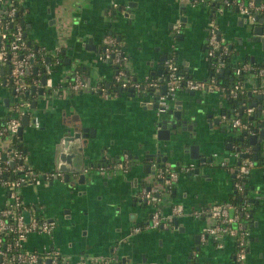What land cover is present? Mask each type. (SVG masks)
Segmentation results:
<instances>
[{
	"label": "crops",
	"instance_id": "0c3cea01",
	"mask_svg": "<svg viewBox=\"0 0 264 264\" xmlns=\"http://www.w3.org/2000/svg\"><path fill=\"white\" fill-rule=\"evenodd\" d=\"M215 2L21 0L25 38L32 48L51 56L54 67L49 63L51 67L43 71L48 62H34L32 74H38L42 84L29 95L26 92L30 105L25 107L22 124L26 116L29 124L19 135L27 162L43 177L40 182L21 187L25 217L30 212L28 218L54 220L56 228L51 234L30 233L25 242L27 248L59 250L73 264H237L232 236L202 237L213 223L208 212L203 211L218 202L230 204L231 212L235 211L230 203L236 190L234 170L220 163L226 160L231 165L234 159L232 127L221 111L227 110L233 118L237 113H246V105L258 110L264 98L249 91L247 100L237 101L217 89L203 88L195 90V94L179 89L173 99H180L182 106L188 105L196 113L189 116L192 128L182 131L189 138L188 145L200 144V158H194L189 151L171 152L172 146L180 145L175 139L157 138L155 120H160L159 111L149 104L148 94L123 90L104 97L93 89L103 83L110 91H116L115 67L98 57L108 34L118 38L130 70L138 77L152 74L161 78L152 72L165 63L163 57L174 55L187 76L209 78L212 72L206 49L212 18L217 21L222 41L230 50L233 48L232 64H264L263 42L249 39L250 25L264 26V12L258 14L262 21H254L243 16L237 6ZM260 2L264 4V0ZM178 20L179 31L175 29ZM35 66L39 72H34ZM10 73V65H1L0 126L17 101ZM77 74L89 84L88 88H70L69 81ZM254 82L250 76L246 86L250 88ZM39 88L44 91L41 93ZM174 101L170 107L177 106ZM36 116L40 126L34 124ZM251 120L253 127L264 120V114ZM233 130L242 132L234 127ZM77 131L86 133L80 141L73 139ZM81 143L83 151L79 149ZM123 152L136 156L128 172L111 166L106 172L90 167L106 159L113 162V156L121 157ZM153 153H160V165L179 171L171 188L161 181L158 172L150 171V165H144L143 157ZM190 163L195 167L185 169ZM83 166L84 171L75 170ZM53 171L62 175L46 177ZM83 173L85 181L80 182ZM247 184L252 218L245 263L264 264V164L258 160ZM150 187L158 188L161 199L156 203H147L139 195L143 188ZM5 203L6 190L0 186V208ZM177 204L183 206V211L175 210ZM157 206L162 210L163 224L147 227ZM197 211L201 213L197 215Z\"/></svg>",
	"mask_w": 264,
	"mask_h": 264
},
{
	"label": "built area",
	"instance_id": "2783aa9c",
	"mask_svg": "<svg viewBox=\"0 0 264 264\" xmlns=\"http://www.w3.org/2000/svg\"><path fill=\"white\" fill-rule=\"evenodd\" d=\"M188 1V0H182ZM195 3L199 0H190ZM222 1L223 5L237 6L240 13L252 20L264 12V4H258L257 0H215ZM117 5V3H114ZM21 8V0H0V68L1 65L11 66V80L15 86L16 103L10 107L5 122L0 126V139L7 138L9 142L19 137L20 126L22 125V116L26 114L25 107L30 105L29 97L26 92L35 85L42 84L41 77L38 74H32V66L36 60L45 62L46 56L42 51L32 48L24 35V25L21 20L17 19V14ZM175 29H181V21L175 24ZM208 38L206 58L213 70L211 76L207 79H196L187 76L180 63L174 55L168 56L165 60L166 78L161 80L157 75L146 74L138 77L130 70L128 66V56L124 52L120 41L113 34H108L104 39V48L99 53V59L109 62L115 67L114 86L116 91H110L104 84L94 86L95 91H100L104 97H111L123 90H131L139 94H148L149 103H154L155 95H150L152 90L161 88L163 83L167 84V92L161 93L158 99V111L167 110L171 103L169 95L182 88L188 90H202L203 88L217 89L228 92L231 97L238 98L240 94L250 91L252 94H262L264 97V67L253 65V62H244L233 64L236 75L250 73L255 82L252 87H247V79L238 78L230 89L218 80V72L228 67L226 56L231 52L227 44L220 37L219 26L216 19L212 18L208 23ZM39 53V54H38ZM39 55V56H38ZM34 59V61H33ZM47 63L46 70L49 69ZM33 75L31 79L28 75ZM259 77L261 81H259ZM69 86L75 91L83 90L89 87V84L77 74L74 79L69 81ZM228 90V91H227ZM246 104L247 102L244 101ZM246 116L254 114L258 110L252 105H246ZM262 114H264V103L262 105ZM244 113L235 117H228L227 113L222 114L224 119H228L235 128L252 130V120L244 117ZM34 124L40 126V119L36 116ZM2 142V141H0ZM0 150V186L6 190V203L0 208V264H73L68 256L63 255L59 250L47 248L37 250L27 248L25 242L32 232L51 234L56 228L54 220L32 217L27 221L25 217V204L21 193V187L28 182H40L42 174L35 170L27 162V153L14 147L8 148L2 146ZM233 155L240 157V151H234ZM228 166L226 160L220 162ZM256 165V160L249 156H243L242 161L237 165L229 166L234 170L235 189L244 197L241 206H233L235 211L231 212V205L218 202L211 205L203 211L212 217L213 223L205 229L202 237L205 239L209 236L218 238L222 235H230L235 240L236 245V262L237 264H246L248 252V240L251 235L249 222L252 218L251 206L248 200L246 184L244 178L251 173L252 168ZM194 163L188 164L185 169L194 168ZM115 168L122 171L128 170V160L118 162ZM100 171L105 172L106 167L100 166ZM161 181L169 188L179 178V171L159 165L156 169ZM55 175H62L61 172H48L46 177L51 178ZM157 187L143 188L139 195L147 203H156L161 198L157 194ZM177 212L183 211V206H175ZM201 212L197 211L199 215ZM162 222V210L159 206L155 207L151 221L147 227H159ZM140 230L141 227H137ZM93 264V263H89ZM103 264V263H100Z\"/></svg>",
	"mask_w": 264,
	"mask_h": 264
},
{
	"label": "water",
	"instance_id": "95a60500",
	"mask_svg": "<svg viewBox=\"0 0 264 264\" xmlns=\"http://www.w3.org/2000/svg\"><path fill=\"white\" fill-rule=\"evenodd\" d=\"M258 4H261L260 0L259 2H257ZM237 10H239L237 8ZM262 21L263 17L260 18V15H257L254 19V21ZM254 21H251L250 24ZM250 32L252 33L251 38H249L250 40L253 41H261L264 44V26H259V25H250ZM26 36V34H25ZM220 37H221V33H220ZM31 43V42H29ZM233 48H231L232 50ZM233 51V50H232ZM167 57H163L162 60L165 61ZM34 61V59H33ZM154 63V62H152ZM164 65L165 64H160L158 70H154L152 73L153 74H160L161 75V80L164 81V79L166 78V70L164 69ZM52 68L53 65H52ZM42 70L45 71L46 70V66L42 67ZM230 68L228 69H222L220 72H218L217 76L218 77H223L226 76L229 72H230ZM34 72H39V67L35 66L34 67ZM165 74V75H163ZM47 81V74L44 73L43 75V83H46ZM15 91V90H14ZM30 91L35 92L36 91V86L33 85L31 87L30 90L27 91V95H29ZM39 91L42 93L44 91L43 88H39ZM131 94H135V91L133 89L130 90ZM167 92V84H163L161 88L157 89V90H152L150 92V95H155V102L154 103H149L151 106L157 108L158 107V99H159V95L161 93H166ZM195 90H190L191 94H195ZM141 96H144V94H139ZM173 95H169L168 99L169 102L172 103L175 99H173ZM257 97L261 98L263 97L262 94L257 95ZM175 104H177L176 107H172V108H168L165 111H159L158 116L160 120H155V129H156V133H157V138L159 139H167V140H172L175 139L176 142L180 145H183L182 147L180 145H176V146H172L171 152H175V150L180 151V150H184V151H189L191 153V156L194 158H200V144L196 143V142H191V144H187V138L188 136L183 133L182 131H185L187 129H191L193 126V123L188 122L189 121V116H194L196 113L193 114V109L191 107H189L188 105L186 106H182V101L180 99H177L174 101ZM262 106L259 105L258 106V111L253 114L252 116H250L251 119L254 118H259L262 114V110H261ZM222 113H227V110H222ZM170 115L172 117H170ZM197 116H199V114H197ZM228 117L230 118L231 115L228 113ZM210 120V119H209ZM212 120V119H211ZM195 123V122H194ZM29 124V117L26 116L25 120L23 122V124L20 126V130H19V134H23L24 131V125ZM228 126V125H227ZM230 126L233 129V126L230 123ZM86 128H84L85 130ZM85 135L86 133H83L82 131H77L73 134V139H78L80 141V139L82 138V136ZM245 136H248L249 138V144L254 145V149L256 150V152H254L253 158L258 160L259 162H261L262 160H264V120H260L259 122L256 123L255 126L252 127V131L249 130H244L242 131L239 136L237 137L238 140L241 141L240 145H237L236 147H231L232 151H240V155L241 156H248L250 153L249 152H242L243 149V142H244V138ZM232 139V137H231ZM185 141V142H184ZM231 141V140H230ZM183 143V144H182ZM185 143V144H184ZM175 145V144H174ZM83 145L81 143V146L79 147L80 151H83ZM83 153V152H82ZM84 154V153H83ZM86 155H84L85 157ZM152 158H154L155 156L157 157V160H159V162H161V155L160 153L157 154H152L151 155ZM166 159V158H165ZM163 158V160H165ZM202 160L206 161L207 158L206 157H202ZM180 162V161H179ZM178 162V163H179ZM240 163V161L238 162ZM264 164V162H263ZM85 167L83 166L82 169H75L76 171H84ZM68 170H70L68 168ZM153 173H155L156 171H152ZM195 172H199V169H195ZM69 173H66V180L69 181L70 177H69ZM80 179H78V181L82 182L85 181V174H80ZM251 189L254 188V186L250 187ZM236 192V190H235ZM27 215H30V212H28ZM26 215V219L27 221L30 220V216L28 218V216Z\"/></svg>",
	"mask_w": 264,
	"mask_h": 264
},
{
	"label": "trees",
	"instance_id": "16d2710c",
	"mask_svg": "<svg viewBox=\"0 0 264 264\" xmlns=\"http://www.w3.org/2000/svg\"><path fill=\"white\" fill-rule=\"evenodd\" d=\"M221 2L222 1H216L214 4H217V5H219V4H221ZM17 19L19 20H21V22H22V19H23V16H22V10L20 9L19 10V12H18V14H17ZM24 25V24H23ZM25 28V27H24ZM39 54V53H38ZM39 56V55H38ZM231 57H232V52H230L227 56H226V61L228 62V67L226 68V69H228V68H230L231 70H230V72L226 75V76H223V77H218V80L223 84V85H225V86H227V88L228 89H230V87L231 86H233V84L236 82V80L238 79V78H241V79H243V80H246V79H248L250 76H251V72L250 73H246V74H240V75H236V73H235V71H234V69H233V64H232V61H231ZM253 65H258V63H255V62H253ZM260 66H263L264 67V64H260ZM210 67V66H209ZM211 69V68H210ZM211 72H213V70L211 69L210 70ZM33 75H28V78L29 79H31V77H32ZM259 81H261V78L259 77ZM228 91V90H227ZM248 92H249V90L248 91H246V92H244V93H242V94H240L239 95V97L237 98V101L238 100H247L248 99ZM228 95H230L229 94V91H228ZM264 98V97H263ZM235 101H236V99H235ZM244 117H246V118H250V115H247L246 116V114L244 113ZM7 138H1L0 139V141H2V142H0V150L1 149H3L2 148V146H4V147H8V148H14V147H17V148H19V149H21L23 152H25L24 151V146H23V144H22V138L19 136V137H16V138H14L13 140H11L10 142L8 141V140H6ZM239 142V141H238ZM259 162V161H258ZM263 162H264V160H262L261 162H259V164H263ZM249 176V175H248ZM248 176H246L245 178H244V183L246 184V190H247V194H248V200H249V202H250V204L252 203L251 202V198H249V187H248V184H247V180H248ZM243 201H244V197L236 190V192L233 194V197H232V199H231V201H230V203L232 204V205H234V206H241L242 204H243ZM252 211H253V209H252Z\"/></svg>",
	"mask_w": 264,
	"mask_h": 264
},
{
	"label": "flooded vegetation",
	"instance_id": "af4514ba",
	"mask_svg": "<svg viewBox=\"0 0 264 264\" xmlns=\"http://www.w3.org/2000/svg\"><path fill=\"white\" fill-rule=\"evenodd\" d=\"M104 48V47H103ZM103 50V49H102ZM101 50V51H102ZM101 51L99 52V53H101ZM46 60L45 61H47L48 63H50L51 64V66L53 65V63H52V57L51 56H49V55H47L46 56V58H45ZM165 64V63H164ZM164 67L166 68V65H164ZM13 85V84H12ZM13 88H14V90H15V86L13 85ZM16 91V90H15ZM169 108H172V107H169ZM235 128V127H234ZM239 136V134H237V133H235L234 132V130L232 129L231 130V137H232V139H231V145H232V147H236L237 145H240V143H241V141L240 140H238L237 139V137ZM239 141V142H238ZM236 143V144H235ZM244 144L242 145L243 146V149H242V152H249L250 154L249 155H254V152H256V150L254 149V145H252V144H249V138H248V136H245V138H244V142H243ZM232 152H234V151H232ZM233 154V153H232ZM248 155V156H249ZM156 157V156H155ZM154 157V158H155ZM234 159L232 160V164L231 165H228V167L229 166H232V165H237V164H239L238 162L240 161H242V158H243V156H240V157H236L235 155H233L232 156ZM136 156L135 155H132V154H130V152H123V154H122V156L121 157H119V156H113V162L112 161H110L109 159H106L105 161H104V163H100V164H98V165H95V164H92V166H90L92 169H94V170H97L98 169V171H100V169H99V167L100 166H105L106 167V170L108 169V167H113V168H115V164L116 163H118V162H123L124 160H128V170L127 171H122V170H120V169H117V168H115L116 170H120V171H122V172H128L129 170H130V168L132 167V165L136 162ZM154 158H152V156L151 155H148V154H146L144 157H143V159L142 160H144V165L146 166L147 165V167L149 166L150 167V171H156V169L158 168V166L160 165V163L161 162H159V160H157V157L155 158L156 160H154ZM115 159V160H114ZM145 160L147 161L146 163H145ZM102 172V171H101ZM106 172V171H105ZM55 176H57V175H55Z\"/></svg>",
	"mask_w": 264,
	"mask_h": 264
},
{
	"label": "rangeland",
	"instance_id": "374dc122",
	"mask_svg": "<svg viewBox=\"0 0 264 264\" xmlns=\"http://www.w3.org/2000/svg\"><path fill=\"white\" fill-rule=\"evenodd\" d=\"M235 132V131H234ZM235 133H237V132H235ZM28 158H29V156H28Z\"/></svg>",
	"mask_w": 264,
	"mask_h": 264
}]
</instances>
